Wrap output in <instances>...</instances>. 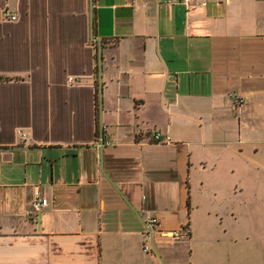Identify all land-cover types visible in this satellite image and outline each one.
I'll return each mask as SVG.
<instances>
[{
    "label": "crops",
    "instance_id": "obj_1",
    "mask_svg": "<svg viewBox=\"0 0 264 264\" xmlns=\"http://www.w3.org/2000/svg\"><path fill=\"white\" fill-rule=\"evenodd\" d=\"M90 2L0 0V264H264V0Z\"/></svg>",
    "mask_w": 264,
    "mask_h": 264
},
{
    "label": "built area",
    "instance_id": "obj_2",
    "mask_svg": "<svg viewBox=\"0 0 264 264\" xmlns=\"http://www.w3.org/2000/svg\"><path fill=\"white\" fill-rule=\"evenodd\" d=\"M168 2H171V0H167ZM190 0H183L184 3L189 4ZM4 16L8 19H15L16 16L13 14H10L8 11H4ZM69 82H75L76 79L73 77H69ZM78 81V80H77ZM233 99L236 103L241 104L244 101V97L241 95H237L234 94L233 95ZM20 136L22 137V140L25 141L28 137V135L25 132L19 131ZM168 137H166L167 140ZM151 139L156 141V142H160L162 141V136L161 133L158 131H154L151 135ZM48 203L47 198L45 197H36L31 201L30 207L29 209H27L26 214L27 215H31L33 213H37L40 212L41 207L46 206ZM146 225H147V232L145 233V242L143 244V249L145 251L149 250L150 248V244L153 243V234L154 231L156 229V226L158 225L157 219L154 216H148L146 219ZM162 234L164 235H169L171 237L177 238V237H181L184 235H188L189 234V229L188 226H183L180 227L178 229H174V230H169L166 232H162Z\"/></svg>",
    "mask_w": 264,
    "mask_h": 264
},
{
    "label": "water",
    "instance_id": "obj_3",
    "mask_svg": "<svg viewBox=\"0 0 264 264\" xmlns=\"http://www.w3.org/2000/svg\"><path fill=\"white\" fill-rule=\"evenodd\" d=\"M92 4V0L90 2ZM91 28H92V22H91ZM94 40H97L98 42V72H99V80H101V71H102V55H101V41L93 36ZM102 104V85L101 81L99 82V105L101 107ZM101 143H103V138L101 136Z\"/></svg>",
    "mask_w": 264,
    "mask_h": 264
},
{
    "label": "trees",
    "instance_id": "obj_4",
    "mask_svg": "<svg viewBox=\"0 0 264 264\" xmlns=\"http://www.w3.org/2000/svg\"><path fill=\"white\" fill-rule=\"evenodd\" d=\"M96 101H97V99H96ZM96 113H97V107H96Z\"/></svg>",
    "mask_w": 264,
    "mask_h": 264
}]
</instances>
